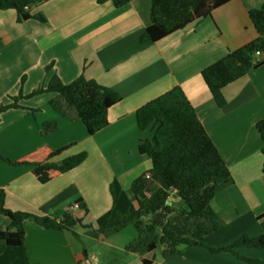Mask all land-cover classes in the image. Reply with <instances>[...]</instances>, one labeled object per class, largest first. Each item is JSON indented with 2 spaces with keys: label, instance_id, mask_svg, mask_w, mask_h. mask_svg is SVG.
<instances>
[{
  "label": "crops",
  "instance_id": "crops-1",
  "mask_svg": "<svg viewBox=\"0 0 264 264\" xmlns=\"http://www.w3.org/2000/svg\"><path fill=\"white\" fill-rule=\"evenodd\" d=\"M262 3L231 0L209 17L148 45H140L138 37L149 25L151 0H130L122 8L98 5L95 0H46L32 9L33 14L44 15L45 23H18L13 10L0 11V105L8 104L20 90L29 94L53 75L65 84L83 75L122 97L108 110V126L92 136L80 121H66L51 109L53 93L22 99L18 102L22 108L0 114V154L8 159L42 147L65 148L51 160L54 163L87 154L79 166L45 184L34 179L30 167H11L0 160V188L7 209L49 216L70 210L81 219L77 237L25 220L24 247L30 264H143L141 257L125 250L136 237L133 227L101 239L96 220L111 207V181L116 180L130 198L133 181L152 167L137 146L152 139L155 127L140 131L136 110L176 86L194 108L232 183L216 189L211 207L221 228L203 239L205 247L182 248L167 259L158 247L146 259L151 264H248L232 253L213 254L207 247L228 246L244 234H261L264 173L255 124L264 118V65L223 88L224 108L215 105L200 73L256 38L247 12ZM48 120H56L58 128L42 136L40 126ZM79 200L86 205L85 215L74 208ZM170 201H178L174 192ZM8 223L0 215V225ZM236 252L264 262V249Z\"/></svg>",
  "mask_w": 264,
  "mask_h": 264
},
{
  "label": "trees",
  "instance_id": "trees-1",
  "mask_svg": "<svg viewBox=\"0 0 264 264\" xmlns=\"http://www.w3.org/2000/svg\"><path fill=\"white\" fill-rule=\"evenodd\" d=\"M46 0H0V11L13 10L16 22L35 20L45 23L41 13L32 9ZM231 0H151L149 25L138 37L140 45L154 44L167 36L184 29L211 15L212 11ZM98 5L110 3L114 8L126 6L130 0H95ZM248 18L256 32L251 42L228 51L222 58L205 67L200 75L215 105L224 108L226 100L222 90L251 70L264 65V0L258 8L248 10ZM259 52L260 55H256ZM51 65L44 68L48 72ZM24 78L21 79L23 83ZM47 93L55 94L49 102L51 109L62 119L80 121L90 136L108 126V110L121 101L120 94L112 88L102 86L83 75L70 83H63L53 75L29 94L20 90L10 96V102L0 105V114L10 109L22 108L18 102ZM32 114L37 110L29 109ZM136 125L140 131L154 126L152 139L142 140L138 153L151 160L152 167L133 181L131 197L124 192L116 180L109 184L111 207L96 220V232L101 239L131 226L136 237L125 245V250L141 257L143 264L158 247L167 259L186 247H205L203 239L217 232L221 225L211 207L218 187L232 183L228 167L214 143L200 123L194 108L182 89L173 87L162 95L139 107L135 112ZM58 128L56 120L41 124L40 134L47 135ZM262 142L260 149L264 173V118L255 124ZM65 148L52 150L42 147L16 160L0 154V160L11 167L26 166L36 181L45 184L50 180L76 168L87 154L80 152L54 163L51 160ZM175 193L177 202L170 201ZM5 191L0 188V214L8 220L0 225V264H30L24 247L23 222L31 219L46 230L68 231L77 237L75 228L78 216L66 210L60 216L36 215L22 211H11L5 207ZM78 209L87 214L86 205L77 201ZM264 216L259 217L261 234L240 236L228 246L207 247L213 254L232 253L248 264H264L257 259L239 255V248L264 249Z\"/></svg>",
  "mask_w": 264,
  "mask_h": 264
},
{
  "label": "built area",
  "instance_id": "built-area-1",
  "mask_svg": "<svg viewBox=\"0 0 264 264\" xmlns=\"http://www.w3.org/2000/svg\"><path fill=\"white\" fill-rule=\"evenodd\" d=\"M256 55H260L259 52H256ZM74 208L77 209L78 205H74Z\"/></svg>",
  "mask_w": 264,
  "mask_h": 264
},
{
  "label": "rangeland",
  "instance_id": "rangeland-1",
  "mask_svg": "<svg viewBox=\"0 0 264 264\" xmlns=\"http://www.w3.org/2000/svg\"><path fill=\"white\" fill-rule=\"evenodd\" d=\"M1 215V214H0ZM259 227H260V224H259ZM127 229H131V226H129V228H127ZM261 229V228H260ZM247 235V234H246ZM240 236H242V235H240ZM240 236L238 237V238H240ZM248 236H250V235H248ZM250 237H252V236H250ZM247 249V248H246Z\"/></svg>",
  "mask_w": 264,
  "mask_h": 264
},
{
  "label": "water",
  "instance_id": "water-1",
  "mask_svg": "<svg viewBox=\"0 0 264 264\" xmlns=\"http://www.w3.org/2000/svg\"><path fill=\"white\" fill-rule=\"evenodd\" d=\"M77 223H79V224L81 223V219H80V218H79V219H77Z\"/></svg>",
  "mask_w": 264,
  "mask_h": 264
}]
</instances>
